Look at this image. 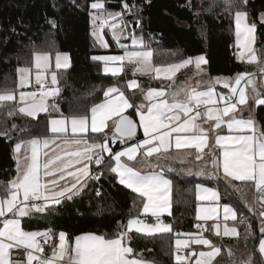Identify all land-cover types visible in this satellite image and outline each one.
<instances>
[{"label":"snow or ice","instance_id":"obj_1","mask_svg":"<svg viewBox=\"0 0 264 264\" xmlns=\"http://www.w3.org/2000/svg\"><path fill=\"white\" fill-rule=\"evenodd\" d=\"M241 2L247 4L248 0ZM131 7L126 0L121 12H109L106 0H93L90 4L93 10L90 13L92 36L96 43L103 49L110 47L105 39V29H108L112 39L123 49V54L92 57L103 62L105 74L116 77L126 65H132L133 76L139 73L174 82L176 74L193 63L197 74L203 71L201 65L207 63L203 55L194 61L187 58L156 66L154 53L144 41L133 33L125 35L128 25L124 14L130 13ZM233 7L232 0H228L225 11L231 13ZM260 22L264 23V13L260 15ZM234 24L236 59L257 65L259 78L257 73L247 72L238 73L234 78L218 77L210 81L205 90L181 89L184 99L177 98L180 91H173L170 101L165 88H149L145 92L133 79L127 82V88L140 89L147 105L131 103L124 91L111 86L104 92L103 102L92 106L87 114L70 113L66 116L59 110L60 88L57 85L61 70L70 67L68 54L35 51L31 66L17 68V89L0 93V109L8 108V118L23 114L33 119L51 109L58 113V118L48 120L51 137L33 138L15 146L16 176L0 186V264H10V250L21 248L27 251L28 264L34 260L37 264H154L145 261L142 254L133 256L134 249L129 242L133 232L149 237L173 233L172 225L161 219L165 213L171 215L172 182L165 177L164 168L152 164L150 158L159 160L179 150H186L185 154L191 155L194 149L197 161L210 156L209 162L215 170L213 175L217 178L222 175L230 185L233 181L253 185L259 194L255 200L261 204L259 216L264 218V129H258L254 119L238 116L240 106H247L249 100L254 101L255 106L264 105V53L258 54L255 47L257 25L249 22L246 11L234 12ZM129 38L132 50L120 43L121 39ZM217 84H223L229 90L228 94L217 92ZM128 109L135 110L138 121L126 114ZM209 122V128L203 127ZM222 126L226 127L227 135L217 131ZM16 127L12 125L13 129ZM138 129H142V140H137ZM0 135H7V131ZM213 135L214 141L210 144ZM117 141L122 147L113 151L112 145ZM138 157L149 171L137 169L129 163L137 162ZM92 165L97 168L104 165L116 174L121 185L136 193L142 204L141 212L129 218L126 225L118 222L124 230L115 238L92 233L69 238L61 231L58 245L50 246V255H45L44 246L56 234L51 228L25 230L22 222L35 214H46L64 200H72L83 191L88 180H99L103 173H92ZM231 186L241 191L239 185ZM197 192L198 201L209 203L197 206V223L194 224L197 232L174 234L175 264H213L222 249L206 238L204 232L214 231L218 237L238 235L236 227L230 228L226 224L221 233V209L223 221H236L237 212L229 204L219 203L220 193L199 185ZM96 195H100L98 190ZM247 206L249 211H255L251 205ZM149 218H154V223L147 222ZM209 221L214 223L205 227ZM261 224L264 233V219ZM192 245H202L208 250H198ZM259 250L264 253V238L260 240Z\"/></svg>","mask_w":264,"mask_h":264},{"label":"trees","instance_id":"obj_2","mask_svg":"<svg viewBox=\"0 0 264 264\" xmlns=\"http://www.w3.org/2000/svg\"><path fill=\"white\" fill-rule=\"evenodd\" d=\"M93 0H0V93L17 89V68L31 65L35 51H56L69 54L71 65L61 70L57 98L60 112L87 114L92 106L105 99L108 87L117 86L137 105L143 100L140 89L159 85L148 76L138 77L140 89L129 90V72L119 76L105 74L103 62L93 56L121 53L111 39L113 48L103 49L92 36L90 4ZM125 0H106L109 12L123 11ZM132 6L125 12L124 21L130 33L143 37L153 51L156 66L167 65L190 57L204 55L211 75L232 77L238 73L255 72L257 65L236 59L234 12L248 13L250 22L257 25L258 54L264 53V0H232L231 13L225 11L228 0H126ZM137 21L139 23L137 24ZM54 22V23H53ZM264 58V55H262ZM11 103H9V108ZM8 108L0 109V186L16 176L15 146L33 138L50 137L48 120L57 112L42 113L38 119L23 114L6 116ZM129 113L136 115L134 109ZM259 129H264V105L257 108ZM15 124L17 127L12 128ZM141 133L139 132V135ZM107 163V160L105 161ZM168 174L173 180L172 215L168 217L173 229L191 233L196 223V184L199 180L188 175L187 163L171 162ZM99 180L88 186L72 200H64L46 214L25 218L26 230L65 232L69 238L84 233L115 237L123 231L120 224L141 212L142 204L136 193L121 185L114 173L104 165ZM222 201L232 204L238 212L240 236L233 244L222 248L213 264H263L257 249L264 237L261 232L259 208L249 189L237 192L226 181H217ZM97 190L100 195H96ZM247 205L255 210L249 211ZM173 219V220H171ZM244 222H241V221ZM250 225V227H249ZM174 233L149 237L133 232L129 242L135 252L156 264H175ZM231 252V255H229Z\"/></svg>","mask_w":264,"mask_h":264},{"label":"crops","instance_id":"obj_3","mask_svg":"<svg viewBox=\"0 0 264 264\" xmlns=\"http://www.w3.org/2000/svg\"><path fill=\"white\" fill-rule=\"evenodd\" d=\"M248 20H249V18H248ZM235 42H236V39H235ZM235 51L237 52L236 46H235ZM113 54H117V53H112L111 55H113ZM119 54H122V52L119 53ZM104 55H108V54H104ZM196 57H198V56H196ZM196 57H190V58H193V61H194V58H196ZM205 59H206V57H205ZM180 61H182V60H180ZM180 61H178V62H180ZM174 63H176V62H174ZM206 64H202L201 65V68L203 69V71L200 72L199 74H197L196 69H195V64L193 63L192 65H189L187 68L182 69L181 71H179L176 74V76L174 77V82H170V81H167V80H163V78H161V79H157V80L160 81V84L159 85H154V86H152L150 88H156V89L165 88L168 91V93H169V97L168 98H169L170 101H171V95L170 94L173 91H180L181 89H184L186 91V90H189L191 88H197V90H205L206 86L209 84V82H208L207 79L208 78H215V77H210L208 75V73L206 72V69H207ZM253 65H255V64H253ZM110 66H112V65H110ZM125 72H129L131 74V78H138V77H140V76H138V73L135 76H133V67L131 65H126L124 67V71L121 74H123ZM247 73H257V76L259 78L258 70L255 71V72H247ZM144 76H146V75H144ZM235 76L236 75H234L232 77H219V78H221V79H223V78H234ZM131 78H129V80ZM170 84H171V87H169ZM215 88H216V91L219 92V93H224L225 95L228 94V91L229 90L228 89H225L223 87V84H217V85H215ZM177 98L178 99H184V92L183 91H180V95ZM130 102H131V100H130ZM141 103L147 105L148 101H146V100L143 99L137 105H140ZM240 107H241V112L238 113V116L239 115H242V117L244 119H248V118L254 119V121L256 122V126L259 129L258 123H257V119H256V112H257V108L259 106H255L254 101L249 100V103H248L247 106H240ZM129 110L130 109L127 110V113L130 114L132 117H134L136 121H138L137 114L134 116L131 113H129ZM51 118H58V116H52ZM203 127L209 128L210 127V122H209V124H204ZM217 131L221 135H227L228 134L227 129L224 126H222V128L219 129V130H217ZM139 132L141 133V136H138L139 135ZM109 135H111V132L110 131H109ZM50 137H51V135H50ZM143 138L144 137H143L142 129H138L137 140H142ZM213 141H214V135L210 137L209 143L211 144ZM132 142H135V141H131L130 143H132ZM112 147H113V151H118V150L121 149L122 145L117 141L114 145H112ZM185 151L186 150L174 151L172 153V156L163 157V158H161L159 160H157L155 157L150 158V162L152 164H159L160 166H162L164 168V175H165V177L172 182V184H171V192H170V202H171L170 211H171V215H172V207H173V180L170 177V175L168 174V169H169V165L168 164L169 163H171V162L174 161V162H182V163H187L188 164V167H187L188 175L193 176V177H196L199 180V182L196 184V198H197V195H198V192H197V186L198 185L200 187H202V188H209V189H212V190H217L220 193V190H219V188L217 186V181L224 180L223 177H222V175L220 176V178H217L216 176L213 175V172L215 170L212 168V165L209 162L210 159H211L210 156H205V158H204L203 161H197L195 159V150L194 149L191 150V152H192L191 155H186L185 154ZM205 151L207 152L208 150L206 149ZM15 155L17 156V153L16 152H15ZM129 163H131L132 166H134L137 169H143L144 171H149L150 170V169H147L144 166V164L140 162V158L139 157H138V161L137 162H129ZM157 170H159V169H157ZM200 173H203V174H200ZM117 179H118V177H117ZM89 182H90V180L87 181V186H88ZM231 185H239L240 186V189H241V191H237L239 193H243L245 190L247 191L249 189V191H251V195L254 197V200H255V197L257 195H259L258 193L255 192L254 186L251 185V184H241L240 182L233 181V182H231ZM220 196H221V193H220ZM255 202H256V205L259 208V212H260L261 211V204L258 201H256V200H255ZM208 203H209L208 201H198L197 206L198 205L204 206V205H207ZM219 203L221 205H223V204H229L230 206H232L235 209V207L232 204L223 202L222 201V196H221V199H220ZM141 210H142V208H141ZM236 212H237V210H236ZM171 215H168L167 213H165L161 218L168 219V217H170ZM136 216L137 215H134L132 217H136ZM238 216L239 215H238V212H237V219H238ZM141 218H143V217H141ZM147 222L154 223V218H149ZM219 222L221 224V233L223 232V228H224L225 224L228 227H230V228L231 227H236L237 232H238V235L227 236V237L226 236H223V235H221V236L218 237V236L215 235V232L214 231L211 232V233H209V232H204L203 233V235L206 238L210 239L214 245L219 246L222 249L226 245L233 244L230 241L238 239L239 236H240V231H239V227H238V224H237V220L236 221H232V220L223 221L222 209H221V215L219 217ZM167 223H169V224L172 225V223L170 221H168ZM196 223H197V221H196ZM201 223H203V222H201ZM212 223H214V222L213 221L207 222V225H205V227H207L208 225H211ZM22 226H23V222H22ZM172 228H173V225H172ZM29 231H32V230H29ZM53 232L56 234V236H58V233L59 232H57V231H53ZM194 232H197V229L196 228H194L193 232H191V233H194ZM84 234H86V233H84ZM92 234L102 235V234H97V233H92ZM102 236H104V235H102ZM106 238H108V237H106ZM111 238H115V237H111ZM175 238L176 237L174 235V239H173L174 247H175ZM129 246H130V244H129ZM192 247L193 248H197L198 250H205V251L208 250L207 248H205V246H202V245L201 246L192 245ZM257 252H258V254H259V256H260V258H261V260H262V262L264 264V253H261L260 252L259 247L257 249ZM137 254H142V253L141 252H135L134 251L133 256H136ZM218 257L219 256L215 257L214 261ZM142 258L145 261H151L149 259H146L143 255H142ZM154 264H156V263L154 262Z\"/></svg>","mask_w":264,"mask_h":264},{"label":"built area","instance_id":"obj_4","mask_svg":"<svg viewBox=\"0 0 264 264\" xmlns=\"http://www.w3.org/2000/svg\"><path fill=\"white\" fill-rule=\"evenodd\" d=\"M103 171V165L99 166L97 168L96 166L92 165L91 166V172L96 173V172H102ZM165 223L168 222V219L166 218H161ZM173 220V219H171ZM174 234L175 233H183L180 229H174L173 230ZM43 243V241H41ZM58 245V236H55L53 240L49 241L47 245H45V255H50L51 253V247H55ZM51 246V247H50ZM27 251L24 249H11L10 250V264H28L27 262ZM32 264H37V262L34 260L32 261Z\"/></svg>","mask_w":264,"mask_h":264},{"label":"rangeland","instance_id":"obj_5","mask_svg":"<svg viewBox=\"0 0 264 264\" xmlns=\"http://www.w3.org/2000/svg\"><path fill=\"white\" fill-rule=\"evenodd\" d=\"M93 31V30H92ZM128 33H130L129 32V29H128V27L126 28V30H125V35H128ZM136 38H138V39H142L143 41H144V43L145 44H147L146 43V41H145V39L143 38V37H139V36H135ZM105 39L108 41V43H109V45H110V47L108 48V49H110V48H113V43H112V41H111V39H112V37H111V32H110V30H108V29H105ZM116 43V42H115ZM120 43L121 44H125V45H128L129 46V48H130V50H132L133 49V46L131 45V39L129 38V39H121V41H120ZM116 46H117V48L118 49H121L122 50V54H123V49L122 48H120L118 45H117V43H116ZM67 54V53H66ZM69 55V54H68ZM108 55H111V54H108ZM113 55H119V53H117V54H113ZM70 57V56H69ZM70 65H71V58H70ZM25 66H31V65H25ZM132 66V65H131ZM21 67H24V66H21ZM103 67H104V65H103ZM133 67V66H132ZM206 72L208 73V75L210 76V77H225V76H219V75H211V74H209V72H208V70L206 69ZM108 74H110V73H108ZM121 75V74H120ZM138 76H144V75H140L139 73H138ZM146 76H148V77H151L150 75H146ZM215 78H208L207 80H208V82H210V81H212L213 79H215ZM133 79H135L137 82H138V84L140 85V82H139V79L138 78H131L130 80H128V82L129 81H131V80H133ZM18 80H19V76H18ZM57 87H58V85H57ZM101 102H103V101H101ZM101 102H99V103H101ZM98 103V104H99ZM49 113H54V111H52L51 109L49 110ZM50 127V126H49ZM91 167V166H90ZM56 206V205H55Z\"/></svg>","mask_w":264,"mask_h":264},{"label":"water","instance_id":"obj_6","mask_svg":"<svg viewBox=\"0 0 264 264\" xmlns=\"http://www.w3.org/2000/svg\"><path fill=\"white\" fill-rule=\"evenodd\" d=\"M41 114H42V113H41ZM41 114H40V115H41ZM126 114H128V113H126ZM40 115H39V116H40ZM128 115H129V116H130V117H131L133 120H135V118H134V117H132L130 114H128ZM39 116H38L37 118H35V119H38V118H39ZM32 119H33V118H32Z\"/></svg>","mask_w":264,"mask_h":264}]
</instances>
